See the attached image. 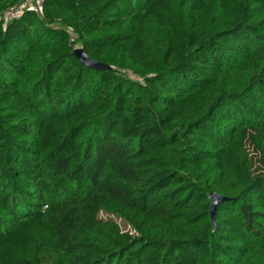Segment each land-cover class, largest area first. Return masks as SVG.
I'll list each match as a JSON object with an SVG mask.
<instances>
[{
  "label": "trees",
  "instance_id": "obj_1",
  "mask_svg": "<svg viewBox=\"0 0 264 264\" xmlns=\"http://www.w3.org/2000/svg\"><path fill=\"white\" fill-rule=\"evenodd\" d=\"M23 1L0 0V264H264V0L6 21Z\"/></svg>",
  "mask_w": 264,
  "mask_h": 264
},
{
  "label": "water",
  "instance_id": "obj_2",
  "mask_svg": "<svg viewBox=\"0 0 264 264\" xmlns=\"http://www.w3.org/2000/svg\"><path fill=\"white\" fill-rule=\"evenodd\" d=\"M72 54L77 58V60L84 67H86L90 70H95L98 72L113 70V68L109 64H106L103 62H98V61H95L94 59H92L90 56L87 55L85 50L81 47L75 48L73 50ZM226 201H229V199L226 198L225 196H221V195H212L211 196L210 216H211V221H212L214 228H216L218 205L223 203V202H226Z\"/></svg>",
  "mask_w": 264,
  "mask_h": 264
},
{
  "label": "built area",
  "instance_id": "obj_3",
  "mask_svg": "<svg viewBox=\"0 0 264 264\" xmlns=\"http://www.w3.org/2000/svg\"><path fill=\"white\" fill-rule=\"evenodd\" d=\"M34 2H35V0H24L20 5H18L17 7L13 8L11 11H9V13L7 14L8 16L6 18V21L11 20L12 18H15L18 15H21L22 12H24L25 10H31V11L41 10V8L38 9L34 5Z\"/></svg>",
  "mask_w": 264,
  "mask_h": 264
},
{
  "label": "rangeland",
  "instance_id": "obj_4",
  "mask_svg": "<svg viewBox=\"0 0 264 264\" xmlns=\"http://www.w3.org/2000/svg\"><path fill=\"white\" fill-rule=\"evenodd\" d=\"M42 1L43 0H35L34 5L39 9V8H41ZM7 16H6V18H7ZM100 218L105 219V220L113 219L120 225V227H121V229L123 231H129V232L133 233L132 229L124 221H122V220H120V219H118L116 217L109 216V215H106L104 213H101L100 214Z\"/></svg>",
  "mask_w": 264,
  "mask_h": 264
},
{
  "label": "crops",
  "instance_id": "obj_5",
  "mask_svg": "<svg viewBox=\"0 0 264 264\" xmlns=\"http://www.w3.org/2000/svg\"><path fill=\"white\" fill-rule=\"evenodd\" d=\"M43 2V1H42Z\"/></svg>",
  "mask_w": 264,
  "mask_h": 264
}]
</instances>
